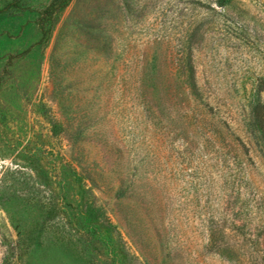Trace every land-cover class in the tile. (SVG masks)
Instances as JSON below:
<instances>
[{"label":"rangeland","instance_id":"1","mask_svg":"<svg viewBox=\"0 0 264 264\" xmlns=\"http://www.w3.org/2000/svg\"><path fill=\"white\" fill-rule=\"evenodd\" d=\"M222 1L0 0V264H264V0Z\"/></svg>","mask_w":264,"mask_h":264},{"label":"trees","instance_id":"2","mask_svg":"<svg viewBox=\"0 0 264 264\" xmlns=\"http://www.w3.org/2000/svg\"><path fill=\"white\" fill-rule=\"evenodd\" d=\"M224 2L225 0L222 1V3ZM252 120L256 131L259 133L260 138L264 142V111L259 103H257L252 109Z\"/></svg>","mask_w":264,"mask_h":264}]
</instances>
